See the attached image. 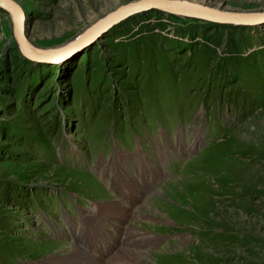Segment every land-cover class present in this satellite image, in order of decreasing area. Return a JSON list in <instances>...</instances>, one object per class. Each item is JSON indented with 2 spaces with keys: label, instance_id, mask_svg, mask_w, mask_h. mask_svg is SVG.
<instances>
[{
  "label": "rangeland",
  "instance_id": "rangeland-1",
  "mask_svg": "<svg viewBox=\"0 0 264 264\" xmlns=\"http://www.w3.org/2000/svg\"><path fill=\"white\" fill-rule=\"evenodd\" d=\"M14 1L28 41L49 49L136 0ZM182 1L264 12V0ZM11 28L0 9V264H51L72 247L100 264H118L112 247L138 264H264V24L152 8L59 64L26 59ZM168 160L179 177L149 195ZM115 202L140 218L98 210ZM84 221L114 228L98 256L75 234ZM142 235L179 249L142 251Z\"/></svg>",
  "mask_w": 264,
  "mask_h": 264
},
{
  "label": "water",
  "instance_id": "water-1",
  "mask_svg": "<svg viewBox=\"0 0 264 264\" xmlns=\"http://www.w3.org/2000/svg\"><path fill=\"white\" fill-rule=\"evenodd\" d=\"M0 8L4 9L7 13L9 12L12 16L13 29L12 34L15 41L18 44L19 50L25 56V58L34 62H45V59H51L55 52L52 53L51 50L42 49L34 45H30L25 33L22 29L23 26V15L22 9L18 3L14 0H0ZM152 8L158 9L163 12L176 14V15H190L192 18H199L204 21H212L217 23H230V24H241V25H255L263 20L264 22V12L261 11H226L220 8L207 7V6H196L192 4H185L177 2L174 0H137L134 2H129L125 5H120L116 9L106 13L102 17L98 18L91 25L86 27L79 36L73 38L65 47L63 53L69 51L81 50L80 46H84L89 41L94 40L100 33L106 31L109 24H115L131 15L140 13L143 11L151 10ZM185 16V15H184ZM252 16V21H244ZM260 18V19H259ZM107 27V28H106ZM99 32V33H98ZM92 37V38H91ZM76 39L81 40L80 42ZM91 39V40H89ZM64 44V45H65ZM80 44V45H79ZM79 45V46H78ZM63 46V45H62ZM78 46V47H77ZM61 47V46H60ZM79 48V49H78ZM84 49V48H82ZM56 50V49H55ZM28 52L31 56L26 55ZM72 52V53H73ZM32 53H37L39 56H35ZM48 54V56H45ZM51 54L52 56L49 57Z\"/></svg>",
  "mask_w": 264,
  "mask_h": 264
},
{
  "label": "bare ground",
  "instance_id": "bare-ground-1",
  "mask_svg": "<svg viewBox=\"0 0 264 264\" xmlns=\"http://www.w3.org/2000/svg\"><path fill=\"white\" fill-rule=\"evenodd\" d=\"M137 1V0H136ZM174 1H177V2H181V3H185V4H192V5H196V6H198V4H195V3H191V2H187V1H182V0H174ZM134 2V1H133ZM20 6V5H19ZM200 6H203V5H200ZM21 7V6H20ZM0 9H2V8H0ZM22 9V8H21ZM217 9V8H216ZM2 10H4V9H2ZM5 11V10H4ZM261 13H263V12H261ZM171 14V13H170ZM22 15H23V26H22V29H23V31H24V33H25V21H26V18H25V13H24V11H23V9H22ZM174 15H176V14H174ZM183 15H185V16H187V18L190 16V15H186V14H183ZM12 15L8 12V17H9V19H10V21H11V24H12V28H11V30L13 29V21H12V17H11ZM190 18V17H189ZM250 18H252V16L250 17ZM260 19V18H259ZM253 20V18L252 19H246V20H244V21H252ZM120 22V21H119ZM119 22H117V23H119ZM208 22H212V21H208ZM116 22H115V24H117ZM213 23H217V22H213ZM114 23H112L111 25L109 24V26L108 27H112L113 25H115ZM217 24H229V25H234L233 23L232 24H230V23H217ZM260 24H264V22H263V20L261 21V22H259L257 25H260ZM235 25H241V24H235ZM253 26V25H252ZM107 28V27H106ZM12 32V31H11ZM99 33V32H98ZM100 34H102V33H100ZM25 37H26V33H25ZM92 38V37H91ZM12 39H13V41H14V43L16 44V46H17V48H18V51H19V53L21 54V55H23L22 53H21V51L19 50V47H18V44H17V42L15 41V38H14V36H13V34H12ZM28 40V39H27ZM78 39H76L75 41H77ZM89 40H91V39H89ZM79 42L81 41V40H78ZM29 42V41H28ZM72 42V41H71ZM71 42H69V43H71ZM93 42V40H91V41H89L87 44H85L84 46H80L81 48L80 49H82V48H85L86 46H88V45H90L91 43ZM30 43V42H29ZM80 44H81V42H80ZM79 44V45H80ZM30 45H32L31 43H30ZM66 45H68V44H65V45H63V46H61V47H57V48H49V49H47V50H51L52 51V53H54L55 52V54H54V56H52L51 54H49L50 56L49 57H51L52 56V58L51 59H45V62H41V63H46V64H59L60 62H63L64 60H66V59H68L69 57H71L72 55H74L76 52H78L79 50H76V51H69V52H67V53H63V51L65 50V48H62V47H65ZM78 45V46H79ZM77 46V47H78ZM56 49V50H55ZM63 50V51H62ZM33 55H35V56H39L37 53H32ZM26 55H29L28 57H30L31 55L28 53V52H26ZM24 56V55H23ZM45 56H48V54H45ZM25 57V56H24ZM123 169V168H122ZM121 180V179H120ZM125 182H128V181H126L125 180ZM126 184V183H125ZM124 185V184H123ZM126 188V187H125ZM126 190V189H125ZM118 192V194H119V191H117ZM98 210L100 211V213H103V210H105L106 211V213L108 214V217H109V220L111 219V217H112V215H114V216H116V217H118V218H121V216H123L122 214H124V217L125 216H127L128 218H129V216H130V218H134L135 216L136 217H139L140 218V216H141V214L140 213H138V211L137 212H129V211H127V209L126 208H124L123 206H121V205H119L118 203H113V204H111V205H104V204H102V206H100V207H98ZM121 212V214L119 215L118 213H120ZM99 213V212H98ZM116 250L117 249H115V248H113L112 247V252H111V254H113V253H115L114 255H112V261L113 262H117L118 264L121 262L122 263V260H126V261H128V262H134V263H143L142 262V259L141 258H145L146 256H143V255H141V254H138V253H130V252H127V251H120V252H116ZM91 255L90 254H88V253H86L85 251H83V249L81 248V247H75V248H73L72 247V249L69 251V254L68 255H62L60 258L59 257H57V258H54L53 259V262L51 263V264H100V262H99V260H97V258H94V259H92L91 257H90ZM93 256V255H92ZM141 257V258H140ZM147 258V257H146ZM95 260V261H94ZM111 263V262H110Z\"/></svg>",
  "mask_w": 264,
  "mask_h": 264
}]
</instances>
